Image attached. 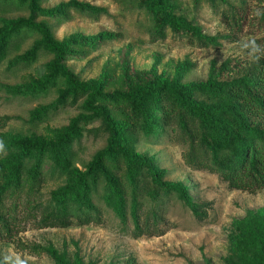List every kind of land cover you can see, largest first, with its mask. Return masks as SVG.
<instances>
[{
	"label": "trees",
	"instance_id": "16d2710c",
	"mask_svg": "<svg viewBox=\"0 0 264 264\" xmlns=\"http://www.w3.org/2000/svg\"><path fill=\"white\" fill-rule=\"evenodd\" d=\"M15 1L27 5L31 16L4 21L0 27V61L6 57L14 38L38 33L40 39L15 56L9 66L30 65L43 49L52 58L45 65V73L28 84V91L47 92L62 79L67 84V88L58 89L54 102L36 109L33 117L49 109L73 105L82 98L88 113L73 118L53 137L13 138L0 148V236L15 228L18 212L37 221L39 227L100 223L102 211L94 201L100 185V200L112 209L121 225L126 227L131 221L133 237L150 234L151 227L162 221L163 199L171 194L200 218V204L190 195L189 188L167 180L166 170L159 168L152 157L132 149L131 136H148L165 129L179 135L186 146L184 160L190 168L216 174L229 189L250 193L264 190V58L227 78L221 75L229 71V62L221 64L218 70L212 63L204 82L191 83L134 72L124 63L120 89L107 94L100 82H83L64 64L68 58L82 57L85 51L80 48L94 47L99 38L72 33L57 40L47 23L34 22L33 17L36 13L61 17L63 11L42 10V0ZM133 1L150 13L156 37H163L168 29L196 45L217 44L215 37L203 34L198 26L175 14V0ZM67 4L82 13L104 12L78 0H69ZM240 11L230 6L222 14L235 31H241L246 21L243 9ZM260 22L264 23V12ZM195 94L203 99L195 98ZM106 100L124 115V120L113 121L104 105ZM93 121H99V125L86 132L104 135L106 145L83 170L72 168V146L82 136L81 125ZM46 161L52 165L50 172L65 176V182L50 193L47 201H42L39 191ZM234 227L236 254L229 264H264V207L235 220ZM42 249L56 264H93L83 262L77 244L71 259L59 255L51 246Z\"/></svg>",
	"mask_w": 264,
	"mask_h": 264
},
{
	"label": "rangeland",
	"instance_id": "374dc122",
	"mask_svg": "<svg viewBox=\"0 0 264 264\" xmlns=\"http://www.w3.org/2000/svg\"><path fill=\"white\" fill-rule=\"evenodd\" d=\"M68 1H40L42 10L57 9L65 14L55 17L36 13L33 20L47 23L57 40L72 33L98 37L94 47L80 48L85 51L82 57L68 58L64 64L81 81L100 82L107 94L120 89L124 63L134 72L191 83L204 82L212 63L218 70L221 64L229 62V71L221 75L227 78L264 58V23L260 22L264 0H175V14L198 26L203 34L215 37V46L190 43L186 36L175 35L168 29L163 37H156L150 13L133 0H78L104 9L100 14L78 12L68 6ZM230 6L238 11L243 9L246 21L241 31L228 26L222 16ZM30 16L27 5L0 0V27L4 21ZM39 39L35 32L14 38L6 57L0 61V148L13 138L53 137L73 118L88 113L82 98L73 105L49 109L33 117L36 109L55 101L58 89L67 88L66 80L62 79L47 92L28 91V84L45 73V65L52 58L43 49L30 65L9 66L15 56ZM195 98L203 99L199 94ZM104 105L114 122L124 120V115L110 101L106 100ZM98 125L99 121L81 125L82 136L72 146V168L83 170L105 147L104 135L86 132ZM178 136L168 129L148 136L139 134L131 136V146L135 153L152 157L159 168L165 169L167 180L181 182L189 188L190 195L200 204V218L171 194L163 199L162 221L151 227L150 234L133 237L131 221L128 220L126 227L121 225L112 209L100 200V185L99 193L94 196L102 211L100 223L39 227L37 221L18 212L15 228L0 236V264H56L42 248L51 246L59 255L71 259L75 244L84 263L229 264L236 254L234 221L264 207V190L250 193L229 189L216 174L190 168L184 160L186 146ZM43 166L44 181L39 194L42 201H47L50 193L64 184L65 176L51 173L49 161Z\"/></svg>",
	"mask_w": 264,
	"mask_h": 264
}]
</instances>
